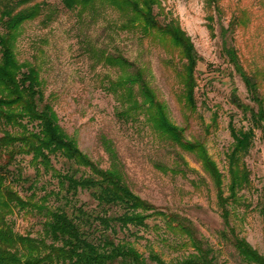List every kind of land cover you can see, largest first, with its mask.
Returning <instances> with one entry per match:
<instances>
[{
  "label": "rangeland",
  "instance_id": "obj_1",
  "mask_svg": "<svg viewBox=\"0 0 264 264\" xmlns=\"http://www.w3.org/2000/svg\"><path fill=\"white\" fill-rule=\"evenodd\" d=\"M32 4L41 5V15L22 24L14 53L20 64L37 71L45 99L62 130L93 163L103 169L118 168L140 198L160 211L187 219L196 237L212 249L216 264H247L220 234L224 225L212 179L194 154L161 138L142 112L122 114L126 101L109 89L121 69L107 64L105 57L120 56L130 64L128 70L142 72L165 105L170 121L183 130L188 141L198 140L206 147L223 176L226 191L225 155L232 144L229 122L237 128L249 126L248 118L230 104L232 89L236 88L244 103L250 102L222 47L224 41L233 47L245 71L257 74L264 97V0H218V12L207 9L204 0H159V6L154 7L159 24L175 21L200 59L194 75L193 111L182 98L179 73L184 60L169 39L154 32L145 35L138 27L124 29L129 14L106 1L95 2L83 11H68L61 0H35ZM209 16L213 17L212 33L207 28ZM233 20V33L222 38V31ZM214 118L216 125L208 129ZM30 160L17 158L10 169L19 171L22 179L11 184L20 197L44 208H14L8 221L16 233L39 237L45 209L96 207L87 191L66 205L57 180L50 174L37 175ZM243 161L250 182L238 193L239 204L231 207V221L237 235L264 256V144L259 132ZM51 162L57 170L65 167L60 158H51ZM146 225L130 227L119 238L126 236L146 259L153 250L166 264L193 252L191 246L183 245L182 236L165 230L161 219L151 218Z\"/></svg>",
  "mask_w": 264,
  "mask_h": 264
},
{
  "label": "trees",
  "instance_id": "obj_2",
  "mask_svg": "<svg viewBox=\"0 0 264 264\" xmlns=\"http://www.w3.org/2000/svg\"><path fill=\"white\" fill-rule=\"evenodd\" d=\"M34 1L0 0V264H166L153 250L146 259L126 236L119 238V234L130 231V227H146V221L151 218L161 219L165 230L182 236L183 245L192 247V253L172 264H216L212 249L196 237L187 219L160 211L140 198L125 183L118 168L103 169L93 163L58 125L57 116L41 89L37 71L20 64L14 53L22 24L41 15L42 7L32 4ZM98 1L109 2L129 14L124 29L138 27L145 35L154 32L169 39L180 51L184 60L179 73L182 98L185 106L193 111L197 86L194 75L200 59L192 42L175 21L161 25L156 20L154 7L159 6V0H61V3L68 11H83ZM204 3L207 9L218 12V0H204ZM212 21L213 17L209 16L207 28L210 33L213 32ZM235 25V20L231 21L222 31V38L232 34ZM222 51L242 81L250 102L244 103L236 88L232 89L230 104L248 118L249 126L237 128L229 122L232 144L225 155L226 191L223 176L203 143L191 142L184 137L183 130L170 121L165 105L144 80L142 72L128 70L130 64L120 56L105 57L107 64L121 69L119 77L110 82L109 89L126 101L122 114L131 116L142 112L145 121L161 138L196 156L213 181L224 225L221 236L232 243L247 264H264V256L237 235L231 221L234 214L231 207L239 204L238 193L250 182L243 160L253 145L256 132L260 133L264 144V97L260 93L257 74L245 71L236 50L224 41ZM215 125L214 118L208 129ZM19 157H31L37 175L50 174L57 180L66 205H70L80 192L87 191L96 207L88 210L83 205L72 206L71 211L65 207L45 209L39 237L16 233L8 221L14 208L32 207L38 211L44 208L20 197L11 184L22 179L19 171L10 169ZM51 158L62 159L65 167L55 169ZM155 229L160 228L156 226Z\"/></svg>",
  "mask_w": 264,
  "mask_h": 264
}]
</instances>
